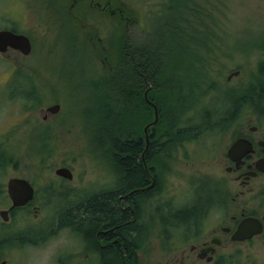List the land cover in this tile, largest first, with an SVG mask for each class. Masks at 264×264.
I'll use <instances>...</instances> for the list:
<instances>
[{"label": "rangeland", "instance_id": "1", "mask_svg": "<svg viewBox=\"0 0 264 264\" xmlns=\"http://www.w3.org/2000/svg\"><path fill=\"white\" fill-rule=\"evenodd\" d=\"M121 1L127 2L137 10V21L134 19L137 15L132 16L129 25L131 23V33L138 35L149 29L150 20L167 2L166 0ZM194 1L197 4L195 6L197 12L192 14L193 17L188 24L194 31L206 32L208 40L201 49V55L192 59L196 65L195 73L200 74L201 86L206 91H197V99H192L191 107L186 111L187 118L198 112L200 106L208 103L212 105L219 95H227L231 93L230 90L234 93L238 92L239 81L249 85L248 83L253 82V79L260 74L259 67L264 61V0ZM84 2L85 5L75 6L72 0H0V17L17 20L19 29L28 32L34 42L35 51L30 57L28 56L32 59L28 58V61L33 67L34 76L38 75V78H35L41 90L37 100L38 106L31 107L23 103L25 97L26 101H29L30 96L23 97L22 94L16 96L12 93L11 87L0 84V141L5 140L6 135L12 134L16 125H10L11 121L18 123L15 133L11 135V142H8L9 146L2 143L0 147L7 166L45 167L57 178H54L57 187L72 192L81 185L79 187L82 189L81 192L93 194L102 186L113 188L117 177L113 162L109 159L105 148L100 149V146L92 141V133L97 132L103 118L100 101L105 94L104 90L95 85L108 74L105 71L107 67H103L102 59L96 57L97 51L101 50L98 47L103 44L97 41V46H92L87 41L88 35L82 33L84 30L97 32L96 36H100L103 40L107 39L112 50L116 48L113 41L114 31H117L119 21L102 15L101 12L96 11L97 8L89 7L90 0ZM81 6L86 7L84 11ZM68 11L73 13V17ZM78 13L84 14L78 15ZM75 14L78 16H74ZM110 60L111 57L109 63ZM1 65L4 64L0 60V79ZM112 65L111 62L108 68L112 69ZM237 69L242 71L239 78L233 80L237 83H228L226 77ZM196 74L187 75L189 86ZM190 90L191 92L195 90L193 82L191 88L185 91L186 94ZM203 93L205 94L201 96ZM222 101L225 102L226 108L232 107L231 99L228 97ZM57 103L60 104V109L56 114L49 116L52 120L44 119V114L49 113L47 107ZM146 120L150 118L141 122L140 134ZM6 126L8 127L4 131ZM204 141L208 153L203 154V159L198 163L190 162L192 160H167L164 166L156 160L154 164L160 185L158 192H152L149 201L145 202L151 233L149 242L145 246L148 264H175L176 262L173 261L179 256V252L178 255L176 252L181 245L179 240L176 243L170 240L174 243L170 246L169 240L163 238L165 231L158 217L161 212L157 211V206L160 205L163 210L167 204L172 207L193 204L197 184L208 185L218 178L215 174V159L211 153L214 141L211 138ZM45 156L48 158L45 159ZM59 166L71 167L74 178L64 183L54 173ZM62 206L60 203H54L41 207L39 212L41 221L56 219ZM209 214L211 218L208 217V222L211 219L213 221L219 211L217 208L210 209L205 217ZM18 216L30 218V224H36L33 213L23 210ZM61 235L65 237L45 243L38 250L28 247L20 264H51L50 255L47 254L49 248L64 244L72 251L81 245L69 229H64ZM192 236L191 234L188 240ZM71 258V264H77L79 259L84 258V253Z\"/></svg>", "mask_w": 264, "mask_h": 264}, {"label": "flooded vegetation", "instance_id": "2", "mask_svg": "<svg viewBox=\"0 0 264 264\" xmlns=\"http://www.w3.org/2000/svg\"><path fill=\"white\" fill-rule=\"evenodd\" d=\"M116 1L90 0L89 3L91 7L99 9L102 15L115 18L117 12L120 14L123 12V9L113 5ZM84 10L85 8L82 11ZM82 14L79 13L78 15ZM78 15L75 14L74 16ZM0 24H2L0 31L5 30L14 34L25 35L29 38L31 45L28 53H24L21 49L10 44L6 45L3 51L0 50V60L4 64L1 65L0 84L11 87L12 93L16 96L18 94H22L23 97L30 96L29 101H26V97L25 101L22 100L27 106H38L37 100L41 91L36 80L38 75L34 76L33 67L28 61L30 55L35 51L34 42L28 32L19 29L17 20L0 17ZM82 34L88 35L87 41L92 46H97V41L103 44V46L98 47L101 50L97 51L98 56L96 57L102 59L103 67L106 68L109 63L108 58L113 53L109 49L108 40L96 36L97 32L93 31L88 33L84 30ZM111 45L113 46L112 42ZM241 73L240 69L231 71L226 77L227 82L237 83L233 80L239 78ZM10 82H13V84H10ZM248 84L239 81L238 92L234 93L233 90H230L231 93L229 94L235 98L245 97L246 90L257 83L251 81ZM262 91V93H258V90L259 95L256 98L252 96L253 98L249 100L245 98L236 103L235 110L230 117L215 120L214 126L216 128L210 135L199 137L196 134L190 140L176 141L171 149L175 148L177 151L176 155L173 156L174 158H168L167 152L147 158L146 153L151 145V135L154 127H148L146 135L144 127L152 121L151 119L146 120L142 134H140L143 146L139 157L149 182L142 188L139 187L137 191L150 189L155 184L156 179L157 187L150 190L148 194L145 193L139 196L140 201L138 200L136 204L137 212L134 208V201L127 202L132 214L131 220L136 219L138 224L142 225L144 234L135 246L127 247L124 246V242H121L120 250L122 251L123 264L149 263L145 246L149 242L151 233L145 202L152 192H158L160 185L158 173L152 163H155L156 160H159L161 165L164 166L167 160H192L190 162L198 163L200 160L193 159L191 153H195L200 149H205L208 153L204 141L207 138L214 141V148L211 153L215 159V174L218 175V178L213 180L212 183L209 182L208 185L197 184L194 204L202 210L200 221L191 232L193 236L178 248L176 254L179 252V256H176L173 262H176L175 264H264V90ZM148 98L145 97L150 104L149 101L152 99ZM231 103L233 104L232 101ZM48 107L47 111L49 113L44 114L43 118L49 121L52 120L49 116L56 113L49 111ZM13 121L10 125L15 124L17 126V121L14 123ZM8 126L5 127L4 131ZM16 126L11 135L15 133ZM53 134L54 126L52 129ZM11 135H6V139L0 141V144L5 143L9 146L8 142H11ZM158 137L162 138L161 141L166 139L162 133L157 134L155 132L154 139L157 140ZM210 151L211 149H209ZM187 153L189 157L186 156ZM3 155L4 153L0 147V159H2L0 162V264H20L28 247L38 250L45 243L65 237L61 235L64 229H69L70 233L78 238L81 245L72 251L64 244L60 247L49 248L47 254L50 255L51 264H71L72 256L83 253L84 258L78 260L82 264H115L112 252L110 253L112 256L108 252H103L108 242H115L114 239L104 241L101 238L95 246H91L74 225H64V223L61 225L58 222L59 220L55 221V218L52 221H41L40 219L41 207L54 203L65 206L69 200H76V191L81 193L82 189L79 188L81 185L73 189L72 192L66 191L56 186L54 181L56 177L50 169L45 167L7 166L4 163ZM69 168L72 171L71 177L54 173L65 183L74 178V172L71 167ZM115 172L117 182L118 174L116 170ZM12 178L26 179L33 188L32 197L23 205L13 206L14 201L8 190V183ZM105 189L108 188L102 186L98 191ZM137 191H131L130 196L137 195L135 194ZM122 203L123 199L119 197L117 204L124 208ZM216 208L219 211L218 216L213 221L211 219L208 222V217L211 218V215L205 217L206 212L208 214L210 209L216 210ZM4 210L7 211L6 215L1 213ZM23 210L33 213V220L36 224H30V218L18 216V213ZM22 219L24 220L22 221ZM163 238H166L165 233H163Z\"/></svg>", "mask_w": 264, "mask_h": 264}, {"label": "trees", "instance_id": "3", "mask_svg": "<svg viewBox=\"0 0 264 264\" xmlns=\"http://www.w3.org/2000/svg\"><path fill=\"white\" fill-rule=\"evenodd\" d=\"M72 1L75 6L86 4L85 0ZM166 1L159 13L150 20L149 29L141 35L131 33V23L129 25L130 17L137 15L136 18L134 17L137 21V10L121 0L113 4L123 9V12L121 14L117 12L113 18L119 21L117 31H114L113 41L116 48L112 49L113 53L110 56L113 68L109 69L110 63H108L105 70L108 74L95 85L104 90L105 94L100 101L103 118L97 132L92 133V141L96 142L100 149L105 148L117 171L118 179L113 188L93 194L77 193L76 200L66 202L55 219V221L59 220L61 225L63 223L74 225L91 246H95L101 238L104 241L114 239L115 242H108L103 252L113 255L115 264H123L121 242L127 247L135 246L144 234L142 225L138 224L136 219L131 220L132 214L127 202L134 201L137 212L136 204L139 196L148 194L157 187L156 179L150 189L137 191L139 187L142 188L149 182L139 157L143 146L140 124L146 118L154 119V108L145 99V91L147 90L148 97L157 104L159 112V119L153 128L152 141L146 156L155 157L157 154L162 155V152H167V157L171 158L177 153L175 148L171 150L176 141L190 140L196 134L199 137L210 135L216 128L215 120L230 117L236 103L245 98L246 100L256 98L258 93L264 90L263 61L259 67L260 74L253 79L257 84L246 90L245 97L235 98L229 93L224 96L219 95L215 98L216 102L212 105L208 103L200 106L198 112L188 116V119L185 114L191 107L192 99H197V91H206L201 86L200 74L195 73L196 65L192 58L201 55V49L206 45L208 37L205 35L206 32L194 31L188 24L193 17L192 14L197 12L195 8L197 4L194 0ZM69 11L70 15L73 14ZM96 11L101 12L99 9ZM72 17L69 18L73 20ZM65 22L67 23V20ZM188 74H196L190 86L186 80ZM192 82L195 90L192 92L190 90L186 94L185 91L191 88ZM227 97L233 102L231 108H226L225 102L222 101ZM155 132L165 135V141H161V137L155 140ZM205 153V149H200L191 155L193 159L202 160ZM47 158L48 156H45V159ZM131 191H137L135 193L137 195L130 196ZM119 197L123 199L124 208L117 204ZM157 211L161 212L158 217L170 246H173L177 240L181 244L188 240L191 232L196 228L195 225L199 224L202 213L201 208L194 203L182 207H172L167 204L163 210L158 205Z\"/></svg>", "mask_w": 264, "mask_h": 264}, {"label": "water", "instance_id": "4", "mask_svg": "<svg viewBox=\"0 0 264 264\" xmlns=\"http://www.w3.org/2000/svg\"><path fill=\"white\" fill-rule=\"evenodd\" d=\"M8 44L12 45L13 47L21 49L24 53H28L31 49L30 41L27 36L22 34H14L10 31H5V30L0 31V50L3 51L6 48V45ZM145 97L149 99L147 96V91L145 92ZM149 102L154 108V120L148 123L144 127V132L146 135H147V128L154 127L159 118L157 104H155L152 100H150ZM59 108H60L59 104H55L53 106L48 107L49 111H51L52 113L57 112ZM55 172L58 175H62L66 177L72 176V171L70 170V168L66 166H60L56 168ZM8 190L14 201L13 206H17V205L25 204L28 201V199L32 197L33 188L26 179L12 178L8 183ZM1 213L3 215H6L7 211L4 210Z\"/></svg>", "mask_w": 264, "mask_h": 264}]
</instances>
